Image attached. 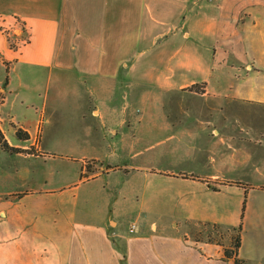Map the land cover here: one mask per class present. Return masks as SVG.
<instances>
[{"label": "crops", "instance_id": "1", "mask_svg": "<svg viewBox=\"0 0 264 264\" xmlns=\"http://www.w3.org/2000/svg\"><path fill=\"white\" fill-rule=\"evenodd\" d=\"M0 90L39 154L0 148L77 173L0 196V264H234L200 223L264 263V0H0Z\"/></svg>", "mask_w": 264, "mask_h": 264}, {"label": "rangeland", "instance_id": "2", "mask_svg": "<svg viewBox=\"0 0 264 264\" xmlns=\"http://www.w3.org/2000/svg\"><path fill=\"white\" fill-rule=\"evenodd\" d=\"M2 97L3 92L0 90V102ZM3 112V116L6 117V111L4 110ZM21 114L24 116L26 113L22 112ZM0 127L5 133L7 139L11 140V143L18 141L15 134L9 130V128H13L12 125L5 123L3 127L1 125ZM57 140L58 133H53V135L50 134V137H47V139L45 138V142H43L42 147L45 149L58 147L60 145V141L56 144ZM63 172H69V174L64 175ZM74 174H77L74 173V170L59 171L58 167L53 163L47 164L44 160L39 158L8 154L0 148V196L9 195L15 192H20L17 194H23L25 193L26 188L38 187L44 184L46 178H49V183L51 185L58 186L65 183V181L70 180ZM22 196H24V194ZM17 210L23 212L24 207L18 206ZM122 212L123 215L127 216L128 213L130 215L129 209H122ZM191 232L193 238L196 240H207L217 245H221L223 248H231L232 250L236 249L235 238L238 235L237 230L231 228L225 229L208 223H200L191 225ZM120 246L122 249L124 248L121 241ZM241 264L264 263L243 261Z\"/></svg>", "mask_w": 264, "mask_h": 264}, {"label": "trees", "instance_id": "3", "mask_svg": "<svg viewBox=\"0 0 264 264\" xmlns=\"http://www.w3.org/2000/svg\"><path fill=\"white\" fill-rule=\"evenodd\" d=\"M197 88V86H192V89ZM16 130V135L19 139L22 140H28L31 138V134L27 129H24L22 127H19L17 125L14 126ZM0 146L5 151L11 152V153H31V154H39V150L36 147V145H32L30 148H21L19 146H15L10 143V141L7 139L5 133L0 127ZM87 168H90L89 163L86 165ZM214 226H219L217 224H214ZM242 225H239L234 230L238 231V235L235 238V250H232L231 248H224V257L225 259H232L234 264H241L243 260L239 258L238 251L241 245V231H242ZM200 241L201 239H197ZM219 244V243H218Z\"/></svg>", "mask_w": 264, "mask_h": 264}, {"label": "built area", "instance_id": "4", "mask_svg": "<svg viewBox=\"0 0 264 264\" xmlns=\"http://www.w3.org/2000/svg\"><path fill=\"white\" fill-rule=\"evenodd\" d=\"M1 30L16 51L22 50L31 42L28 26L20 17H16L13 23L3 24Z\"/></svg>", "mask_w": 264, "mask_h": 264}]
</instances>
